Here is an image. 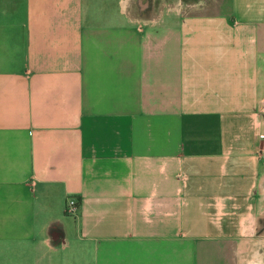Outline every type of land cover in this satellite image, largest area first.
<instances>
[{"label":"crops","instance_id":"0c3cea01","mask_svg":"<svg viewBox=\"0 0 264 264\" xmlns=\"http://www.w3.org/2000/svg\"><path fill=\"white\" fill-rule=\"evenodd\" d=\"M262 132L264 0H0V264H264Z\"/></svg>","mask_w":264,"mask_h":264},{"label":"built area","instance_id":"2783aa9c","mask_svg":"<svg viewBox=\"0 0 264 264\" xmlns=\"http://www.w3.org/2000/svg\"><path fill=\"white\" fill-rule=\"evenodd\" d=\"M261 135L264 136V132H262ZM64 211L66 215L76 216L78 212V203L76 199L68 197L66 199Z\"/></svg>","mask_w":264,"mask_h":264},{"label":"rangeland","instance_id":"374dc122","mask_svg":"<svg viewBox=\"0 0 264 264\" xmlns=\"http://www.w3.org/2000/svg\"><path fill=\"white\" fill-rule=\"evenodd\" d=\"M264 184V183H263Z\"/></svg>","mask_w":264,"mask_h":264}]
</instances>
